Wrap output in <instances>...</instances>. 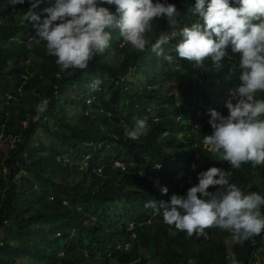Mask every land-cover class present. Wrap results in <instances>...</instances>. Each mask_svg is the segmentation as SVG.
Segmentation results:
<instances>
[{"label": "trees", "instance_id": "obj_1", "mask_svg": "<svg viewBox=\"0 0 264 264\" xmlns=\"http://www.w3.org/2000/svg\"><path fill=\"white\" fill-rule=\"evenodd\" d=\"M54 2L44 0L39 6L41 19L43 9ZM167 2L180 13L177 31L187 19L198 20L191 11L195 0ZM28 8V0L15 7L11 0H0V264H230L232 256L239 264H264V232L243 245L232 243L230 234L219 228L207 229L208 239L188 237L145 207L148 201L169 202L173 193L186 194L198 183V173L212 166L230 171V182L243 190L264 195V165L232 169L203 152V137L212 132L209 110L228 115L220 104L239 81L238 63L229 60L239 54L229 46L225 69L215 71L210 60L201 69L176 56L177 39L164 45L165 54L174 58L168 62L150 50L140 53L129 44L122 46L115 30L110 47L87 69L62 71L44 42L28 49L36 28L19 22ZM171 31L166 20H155L148 39L155 42L160 33ZM141 76L146 83L139 84ZM95 78L103 83L89 94ZM94 95L88 115L86 101ZM44 99L49 105L40 114L37 105ZM71 107L83 112L75 116ZM137 119L148 122V132L133 141L124 131ZM87 154L92 167H101V176L81 169L78 163ZM113 160L123 161L130 171L112 170ZM157 181L168 188L167 195ZM126 242L130 251L117 248Z\"/></svg>", "mask_w": 264, "mask_h": 264}, {"label": "clouds", "instance_id": "obj_2", "mask_svg": "<svg viewBox=\"0 0 264 264\" xmlns=\"http://www.w3.org/2000/svg\"><path fill=\"white\" fill-rule=\"evenodd\" d=\"M43 2L28 0L29 8L21 11L19 22L36 28L34 42L28 43V49L31 51L34 45L44 42L47 55L56 58L55 63L62 71L87 69L94 57L110 47L115 30L124 42L122 46L129 44L140 53L150 50L168 62L174 58L165 54L163 45L177 39L173 50L179 59L194 62L201 69L204 61L210 60L215 71L226 68L223 58L228 56L230 46L232 53L239 54L229 57L238 63L239 81L232 87L228 100L220 104L222 111L228 112L227 116L215 109L209 110L206 119L212 132L203 137V152L209 151L232 169L239 170L246 163L253 167L264 165V98L260 96L264 93V0H195L191 11L198 20L190 18L195 22L189 26L186 21L178 31L180 13L175 4L167 0H55L52 6L43 9L46 16L41 19L37 10ZM24 3L25 0H11L12 7ZM103 5L114 6L115 11ZM161 19L166 20L172 31L160 33L152 42L147 34L153 30V21ZM102 83L99 78L93 79L87 93H97ZM54 88L59 94L58 86ZM19 91L25 94L23 88ZM7 96L10 99L9 94ZM95 100V95L87 99L86 114L93 111L91 106ZM48 105L49 100L44 99L37 105V112L43 114ZM187 122L191 124V120ZM194 129L199 131L201 127L194 126ZM147 132L148 122L137 119L131 128L125 126L124 134L136 141ZM63 160L57 158L61 164H73ZM91 161L92 156L87 154L80 163H74L101 176V167H92ZM190 166L195 169L194 162ZM111 169L128 173L130 166L113 160ZM158 170H163L162 165ZM231 175L222 168L209 167L198 173V183L188 188L186 194L173 193L169 202L148 201L145 207L151 208L154 215H162L165 224L185 232L188 237L208 239L206 230L219 228L230 234L232 243L243 245L264 232V195L243 190L230 182ZM139 177L143 178L144 174L140 172ZM157 186L162 194H168L166 186H159L158 181ZM210 187L215 191H209ZM251 187L248 185L249 189ZM63 205L70 206L68 201ZM1 237L0 234V240ZM117 248L128 252L131 243ZM107 258H112L110 251ZM229 259L230 264H239L234 256Z\"/></svg>", "mask_w": 264, "mask_h": 264}, {"label": "rangeland", "instance_id": "obj_3", "mask_svg": "<svg viewBox=\"0 0 264 264\" xmlns=\"http://www.w3.org/2000/svg\"><path fill=\"white\" fill-rule=\"evenodd\" d=\"M186 21L189 24V26L191 25V23L195 22V21L190 20V19H187ZM146 38H147V35H146ZM163 48L165 49L164 45H163ZM222 64H224V60H222ZM135 80H138L139 81L140 78H135ZM146 82H147V77L141 76V80L139 81V84H144ZM68 111L71 114H74L76 112V115L75 116H78V115H80L83 112L81 108L75 109V107L69 108ZM153 227H155V225ZM17 264H23V262L22 261H19V262H17ZM150 264H157V263L154 260H150Z\"/></svg>", "mask_w": 264, "mask_h": 264}, {"label": "built area", "instance_id": "obj_4", "mask_svg": "<svg viewBox=\"0 0 264 264\" xmlns=\"http://www.w3.org/2000/svg\"><path fill=\"white\" fill-rule=\"evenodd\" d=\"M57 89V88H56ZM55 94L57 95L58 94V91L56 90L55 91ZM60 162H62L61 161V159L59 160ZM64 162H69L67 159H64L63 160ZM84 165H87L86 163L84 164ZM118 167H123V166H121V165H117ZM0 247H3V238L1 237V240H0Z\"/></svg>", "mask_w": 264, "mask_h": 264}]
</instances>
